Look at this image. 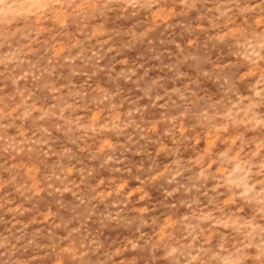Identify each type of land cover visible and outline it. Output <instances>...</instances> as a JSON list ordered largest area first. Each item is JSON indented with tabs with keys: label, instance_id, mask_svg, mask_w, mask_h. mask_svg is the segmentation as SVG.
I'll return each instance as SVG.
<instances>
[{
	"label": "clouds",
	"instance_id": "clouds-1",
	"mask_svg": "<svg viewBox=\"0 0 264 264\" xmlns=\"http://www.w3.org/2000/svg\"><path fill=\"white\" fill-rule=\"evenodd\" d=\"M0 264H264V0H0Z\"/></svg>",
	"mask_w": 264,
	"mask_h": 264
}]
</instances>
